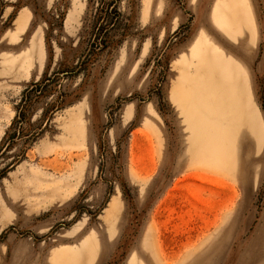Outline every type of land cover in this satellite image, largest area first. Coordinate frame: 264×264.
I'll list each match as a JSON object with an SVG mask.
<instances>
[{
    "label": "rangeland",
    "instance_id": "374dc122",
    "mask_svg": "<svg viewBox=\"0 0 264 264\" xmlns=\"http://www.w3.org/2000/svg\"><path fill=\"white\" fill-rule=\"evenodd\" d=\"M210 2L0 0V264L264 250V0H250L253 44L233 53L239 120L223 74L191 65L200 33L217 36L198 15Z\"/></svg>",
    "mask_w": 264,
    "mask_h": 264
},
{
    "label": "bare ground",
    "instance_id": "6f19581e",
    "mask_svg": "<svg viewBox=\"0 0 264 264\" xmlns=\"http://www.w3.org/2000/svg\"><path fill=\"white\" fill-rule=\"evenodd\" d=\"M210 4V11L207 15L202 10L199 11L198 15L202 26L207 27V21L209 24L214 25L218 37L215 35V39L212 40L204 33H200L190 51V55L194 59V63L192 62L191 65L194 66L197 74L201 76L211 74L218 81H220L218 73L223 74L222 78L225 83L222 90L223 99L237 112L233 111L234 113L231 116H236L239 120L240 116L244 115V104L241 97H236L242 85L240 75L236 69V63L238 62L234 55L242 56L247 51L244 45L253 44L256 33L255 17L250 0H211ZM221 38L225 39V41L233 42L235 45L233 50L228 48L232 55L221 49L219 42L227 47ZM210 113H213V116L217 114L214 109H210ZM189 119L196 124L198 121L202 129L201 131L197 125L194 128L193 135L189 139L194 143V147H196L203 137L202 144H204L206 140V132L204 133L205 118L201 113L197 112ZM212 128V138H215V144L219 146L221 137H219L216 125L210 129L212 130Z\"/></svg>",
    "mask_w": 264,
    "mask_h": 264
},
{
    "label": "crops",
    "instance_id": "0c3cea01",
    "mask_svg": "<svg viewBox=\"0 0 264 264\" xmlns=\"http://www.w3.org/2000/svg\"><path fill=\"white\" fill-rule=\"evenodd\" d=\"M217 246H218L217 250H219L221 244ZM215 250H216L215 245L211 246V248L208 250L207 253L199 256L198 258H194L193 260L189 261L187 264H211L210 255L214 254ZM263 256H264V250L262 248H258L257 251L251 250L247 252V255H245V253L241 255L238 264H256L257 262H260V264H264Z\"/></svg>",
    "mask_w": 264,
    "mask_h": 264
}]
</instances>
